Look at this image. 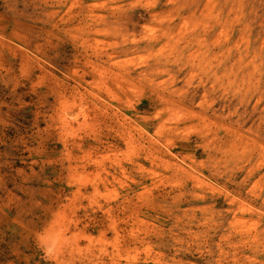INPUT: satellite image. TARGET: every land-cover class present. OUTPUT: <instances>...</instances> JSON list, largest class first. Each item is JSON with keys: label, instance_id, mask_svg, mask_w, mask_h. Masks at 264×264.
<instances>
[{"label": "rangeland", "instance_id": "1", "mask_svg": "<svg viewBox=\"0 0 264 264\" xmlns=\"http://www.w3.org/2000/svg\"><path fill=\"white\" fill-rule=\"evenodd\" d=\"M0 264H264V0H0Z\"/></svg>", "mask_w": 264, "mask_h": 264}]
</instances>
